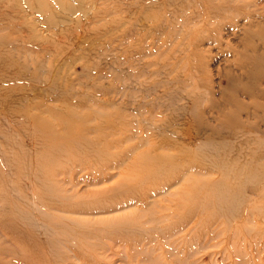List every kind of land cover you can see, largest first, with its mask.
Returning <instances> with one entry per match:
<instances>
[{
    "label": "rangeland",
    "instance_id": "1",
    "mask_svg": "<svg viewBox=\"0 0 264 264\" xmlns=\"http://www.w3.org/2000/svg\"><path fill=\"white\" fill-rule=\"evenodd\" d=\"M86 2L93 17L109 19L113 15L108 0H97L93 7L94 0ZM24 10L25 22L37 35L61 41L63 28L49 29L42 15ZM89 14L71 16L85 21ZM255 15L264 17V12ZM226 16L229 18L221 24L219 39L215 38L219 30L210 37L199 32L191 20L179 22L181 17L172 21L155 50L127 53V45H123L121 57L127 71L119 75L126 76L125 80L116 76L119 52L115 51L104 57L106 64L98 74L93 70L91 81L97 83L94 86H108L110 91L122 89L125 82L123 94L134 93L142 103L138 91L145 86L156 87L161 94L156 100L158 111L165 110L161 116H169L184 105L194 106L196 115L205 112L208 116L202 127L215 141L233 149L229 157L223 153L216 158L208 153L177 157L173 153L143 156L117 151L116 139H104V132L98 130L115 131L113 115L108 117L113 110L96 102L94 110L102 113H94L84 99L66 106L57 100L31 124V130L34 127L39 134L26 137L15 127L0 137V151L15 166L4 171L7 177L0 183V199L6 200L10 210L19 207L25 212L21 222L29 229L34 221L49 227V235L43 230L32 232L40 264H193L194 259L209 264L203 251L189 256L192 249L178 244V236L168 237L178 228L172 212L182 215L184 209H195L196 213L188 216L200 218L210 230L215 224L212 201H263L257 199V189L250 183L255 179L264 182V100H254L249 93L258 79L264 78V55L253 51V45L264 48V32L253 27L240 44L226 40V31L239 22L232 15ZM83 63L88 65L83 58L69 60L72 79L89 76ZM26 64L46 83L53 71L61 66L65 69L63 63H49L42 52L30 55ZM143 64L148 67L146 71L138 68ZM202 66L210 71L207 77L211 86ZM232 69L239 73L237 78L230 74ZM138 77L146 79V85L136 80ZM169 95L175 97L168 103ZM230 106L237 108L229 110ZM231 112L239 115L238 123L228 119ZM12 138L18 140L17 146L12 145ZM32 141L36 147L28 152L24 145ZM217 161L225 166L219 169L213 165ZM224 188L230 190L225 193ZM35 207L38 210H32ZM193 238L189 234L187 245L197 249L200 239ZM246 238L242 233L234 238L235 251L241 255L246 251Z\"/></svg>",
    "mask_w": 264,
    "mask_h": 264
},
{
    "label": "bare ground",
    "instance_id": "2",
    "mask_svg": "<svg viewBox=\"0 0 264 264\" xmlns=\"http://www.w3.org/2000/svg\"><path fill=\"white\" fill-rule=\"evenodd\" d=\"M108 1L113 6L112 18L100 19L89 14L86 3L90 1L86 0H0V137L11 133L15 127L26 137L39 134L36 128L32 127L31 130V124L38 121L40 115L47 113L57 100L61 99L66 106L71 101L77 103L84 99L94 113H102L94 110L97 108L96 102L106 104V109L113 110L108 117L113 115L115 131L107 133L102 128L98 130L104 132V139H116L117 151L143 156H165L166 153H173L177 157L186 153L195 156L208 153L216 158L222 156L217 154L223 153L229 157L233 149L215 141L202 127L204 117L208 116L205 112L196 115L194 106L184 105L179 110L174 109L169 116H161L165 110L158 111L160 104L156 100L160 99L161 94L156 92V87L145 86L143 90L138 91L142 93V103L136 99L134 93L129 96L123 94L126 90L125 82L121 83L122 89L110 91L108 86H94L97 83L91 81V76L93 70L98 74L106 64V55L117 51L119 53L115 58L118 62L116 76L125 80L126 76L119 75L127 71V67H123L121 57L125 49L123 45H127V53L155 50L158 39L167 30L166 27H170L172 21L178 22L181 17L179 22L184 19L191 20L193 24L198 25L199 32L207 33L210 37H214L219 30L218 36H215L219 39L221 24L228 20L227 14L232 15L238 18L239 22L233 23L234 27L226 31L224 38L240 44L242 37L253 27L258 28L257 32H264V17L255 15L264 12V0ZM96 2L97 0H94L92 7ZM21 3L25 6L22 7ZM24 9L42 15V22L49 29L56 26L63 28L60 30L61 41L43 39L37 35L36 30L25 22ZM74 13L89 15L85 21H81L72 19L71 15ZM57 46H62V49L58 51ZM253 49L255 54L264 55L263 47L253 45ZM40 52L49 57V63H55L56 66L61 63L65 65V69L61 66L52 72L48 83L26 64L30 55ZM56 57L65 59L59 61L60 58ZM80 58L88 63L87 66L83 63V66L89 76L82 80L72 79L73 73L68 68V62H76ZM202 67L207 74L208 85L211 86L207 77L210 71L206 66ZM138 68L146 71L148 67L143 64L138 65ZM65 70L67 71L64 72ZM229 72L236 78L239 75L234 69ZM223 73L226 75L225 68ZM136 80L143 85L147 83L146 79L140 77ZM238 94L240 95V92ZM249 95L254 100H264V78L258 79ZM174 97L169 95L168 103ZM47 99L50 102L44 104ZM236 101L240 102L237 97ZM233 108L237 106H230L228 109ZM168 110L169 108H166L167 112ZM227 116L238 123V114L231 112ZM148 135L152 138L149 139ZM11 143L17 146L18 140L12 138ZM2 146L0 143V148ZM31 147H36L33 141L24 145L28 152L34 151ZM213 165L219 169L225 166L220 161ZM14 167L0 151V183L7 177L4 171ZM217 182L221 183V178H218ZM250 184L257 189V199L263 201H212V217L215 218V224L210 230L209 227H204L200 218L188 216L196 213L195 209H184L182 215L172 212L170 216L176 217L175 226L178 228L168 237L178 236V244L183 243V247L186 245L185 247L192 249L193 253L189 256L193 257L198 251H203L202 254L208 255L209 264H264V182L260 183V180L258 182L255 179ZM229 190L225 189L223 192ZM243 202L245 203L242 204ZM7 206L6 200L0 199V264H40L37 259L38 251L34 249L35 235L32 232L43 230L49 235L48 225L34 221L29 229L21 222L25 212L19 207L10 210ZM167 231L170 229L167 228ZM238 233L247 236L244 240L246 251L243 255L234 248V238ZM189 234L194 235V240L197 237L200 239L197 249L192 247L193 244L187 245ZM192 262L202 264L197 259Z\"/></svg>",
    "mask_w": 264,
    "mask_h": 264
}]
</instances>
